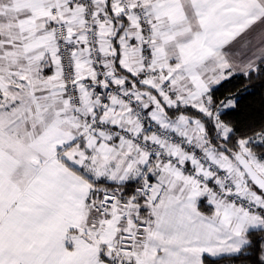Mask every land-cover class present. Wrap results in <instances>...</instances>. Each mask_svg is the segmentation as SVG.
I'll return each instance as SVG.
<instances>
[{"label":"snow or ice","instance_id":"obj_1","mask_svg":"<svg viewBox=\"0 0 264 264\" xmlns=\"http://www.w3.org/2000/svg\"><path fill=\"white\" fill-rule=\"evenodd\" d=\"M264 0H0V264H264Z\"/></svg>","mask_w":264,"mask_h":264},{"label":"trees","instance_id":"obj_2","mask_svg":"<svg viewBox=\"0 0 264 264\" xmlns=\"http://www.w3.org/2000/svg\"><path fill=\"white\" fill-rule=\"evenodd\" d=\"M262 103H264V93L256 91L255 94L252 95L245 94L241 101L242 115L246 112H252L253 110L258 113Z\"/></svg>","mask_w":264,"mask_h":264}]
</instances>
